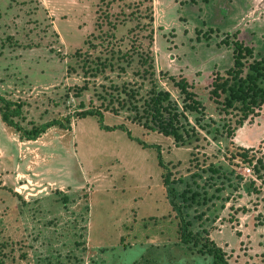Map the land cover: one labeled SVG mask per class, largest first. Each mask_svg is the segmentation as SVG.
Returning <instances> with one entry per match:
<instances>
[{
	"label": "rangeland",
	"instance_id": "1",
	"mask_svg": "<svg viewBox=\"0 0 264 264\" xmlns=\"http://www.w3.org/2000/svg\"><path fill=\"white\" fill-rule=\"evenodd\" d=\"M258 67L264 0H0V264H264Z\"/></svg>",
	"mask_w": 264,
	"mask_h": 264
},
{
	"label": "trees",
	"instance_id": "2",
	"mask_svg": "<svg viewBox=\"0 0 264 264\" xmlns=\"http://www.w3.org/2000/svg\"><path fill=\"white\" fill-rule=\"evenodd\" d=\"M239 61H237L238 63ZM239 64V63H238ZM255 70L259 72V70H264V67H258L255 68ZM262 74V73H260ZM251 80L249 85L246 87H240L239 90L234 95V97H240L243 98V100H246L247 98L251 97V99L253 100V102H257L258 100L262 101L264 103V87H261L259 85H257L256 83V78L253 77V75L250 76ZM184 90L185 86L182 87ZM147 107H148V112H152L156 110L160 119V122L151 126L150 128H148V122H146L145 124L147 125L146 128L150 129V130H159V132L163 133L165 136H171L174 137V139L178 142L183 141V136L179 133L178 128L173 124V122L170 121H166V119L162 116V110H163V100L161 99V97H154L153 100L151 102H147L146 103ZM10 103H6L5 107L3 108V113H2V119L3 121L8 124L9 126L15 127L16 129L22 131V129H20V127H18L17 124L14 123L13 118L18 116L20 113L19 111H12L10 110ZM80 118H86L88 116H92V117H98L99 121L102 125V128L107 130V131H112V130H117V129H121L123 131H127L128 134L131 136V132L124 126L120 125L118 127H109L106 126L104 124V115L100 112V111H87V112H83L79 114ZM178 115H171V119L173 121L177 120ZM70 120V119H68ZM70 122V121H68ZM55 126H59L62 128H70L69 125H65L64 122L62 121H51L48 122L40 127H38L37 129H34L32 131H25L24 132V136L26 137V139L28 140H36L38 139L41 135H43L48 129L55 127ZM160 164L162 165V160H160ZM182 240L184 243L186 244H190V243H194L195 245L200 244V237H195L192 236L191 234L187 233V232H183L182 233ZM214 257H215V262L214 264H227L225 258H224V254L222 252V250L218 247H215L214 250Z\"/></svg>",
	"mask_w": 264,
	"mask_h": 264
}]
</instances>
